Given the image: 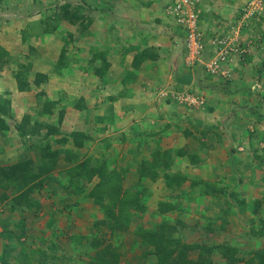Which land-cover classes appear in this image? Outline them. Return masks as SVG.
<instances>
[{
	"label": "rangeland",
	"instance_id": "rangeland-1",
	"mask_svg": "<svg viewBox=\"0 0 264 264\" xmlns=\"http://www.w3.org/2000/svg\"><path fill=\"white\" fill-rule=\"evenodd\" d=\"M146 1L148 0H0V94L13 97L12 113L6 117L9 129L0 132V161L3 166L10 167L27 160L31 163L32 172L38 173L41 169L39 165L45 160L43 151L47 145L58 153L55 158L57 166L52 171L46 172L45 175L40 173L39 179L25 183L22 188L19 185H12L6 190L9 196L0 203L2 218L0 229L3 227L2 223H9L8 228L12 229L11 232H14L17 238L11 240L12 244L8 246L6 244L10 241L0 238V264H95L93 257L97 255V251L110 242L119 253V261L116 264H159L160 258L156 247L145 243L136 232L141 227L159 231L163 225L171 228L177 227V224L170 221L159 223L158 220L155 223H140L144 216L149 219V215L141 211H133L129 222L134 220L138 223H128L127 229L112 230L110 223H104L105 209L95 201V196L100 194L98 186L102 178L98 171L95 172L94 178L89 179L88 176L89 170L99 167L103 161L108 163L110 170L116 169L120 174L116 177L123 180L127 195L125 194L126 196H122L121 199L131 198L139 183L142 184L143 179H137L134 173L140 176L143 170L151 173L159 170L157 168L160 166L169 168V164L165 162L167 160L179 171L187 167H196L195 173L205 180H202L205 182V187L209 182L215 187L214 183L218 181L217 177L221 173L218 161L223 159L230 147L238 150L237 157H240L238 162H241L242 158L245 159L243 170L249 172L256 168L254 177L262 176L263 169H260L257 163L264 160L262 157L264 155L262 137L264 72L259 73L258 69L264 64V0H207L201 7L199 27L205 32L207 42L212 36L228 33L235 36L246 48L244 56H236L237 64L235 67L232 66V70L230 69L231 74L220 76H224L223 82L230 77L231 79L236 77L238 84L236 85L233 79L235 81L233 87L235 86V89L238 87L239 91L250 89V94H242V96H239L240 92L237 94V89L232 91L230 93L232 100L227 102L228 105H232L229 106L231 111L228 109L231 115L233 109L246 108V116L250 119L246 118L249 123L244 133L233 130L234 124L227 128L228 130L222 126L220 128L222 134L217 137L220 139L216 140L210 139L209 133L199 130V135L195 136L198 142L193 144L190 142L187 145L190 152L186 153L182 162L176 161L175 164L178 155L185 153L180 154L176 147L165 145H169V140L177 136V133H172L171 136L169 134L170 138L163 140L162 143L156 140L153 146H149L147 140L144 141L143 138L144 135H149L145 130L141 127L139 129L138 126L135 131L130 128L135 124L132 121L133 116L130 121L125 118L118 125L113 123L112 116L99 112L101 106L93 92L101 90L102 85L101 83L96 85L91 80L94 77L91 75H95V70L103 65L101 54L104 53L106 59L107 55L109 58H123V54L117 49L127 45L131 35L119 33L115 42L117 49H113L111 45L113 30L107 32L103 27H96L94 21L98 18L111 19L112 15L117 13L119 15L126 13L128 16L130 11L135 7L143 6ZM160 3H163V0ZM67 5L70 13L84 16L82 23L81 19L72 22L65 16L67 9L64 7ZM170 14L172 15V12ZM211 18H213L212 26L209 23ZM123 26L128 30V24L123 23ZM178 39L182 44L185 42L184 35L179 36ZM91 44H94L93 48ZM182 44L180 59L184 67L188 69L200 67V62L193 64L192 61L187 60L188 55L185 54ZM4 48L7 53L1 57L2 52L6 51ZM62 55L67 65L61 62L63 71L57 73L56 64ZM243 65L247 66L243 68L246 72L233 73ZM24 69L29 70L31 88L21 91L17 86L16 74ZM36 72L47 73L50 82L36 86L33 83ZM258 77L260 80L257 82ZM242 78L245 79L244 82L250 78L254 79L244 88ZM223 85L225 83H219L215 87L222 91ZM47 96L59 101V104L49 114H42L43 99ZM167 96L172 99L166 100L169 98L166 95L165 99H157L156 110L161 111L160 103L165 100L167 104L171 103L170 106L178 102L183 106L192 105L193 110L196 107V115L200 117L199 119L207 120L209 117L213 119L211 116L213 113L207 111L209 107L220 110L222 108H219L218 100L214 106L211 105V96L200 90L196 96L192 94L186 97L169 94ZM102 97L104 100L105 97ZM61 109L65 111L63 118H60ZM175 109L179 110L178 104ZM256 109L260 114L257 112L251 114ZM167 111L170 112L169 107ZM27 113L31 117L30 124L26 126L24 121ZM145 118L149 119L151 116ZM157 118L153 116L152 119ZM137 119L141 120L142 116H137ZM214 119L217 121V118ZM114 121L117 122L118 117ZM21 124H24V128L21 129L24 132L18 128ZM155 127L158 129L161 126ZM255 128L256 132L259 131V143L251 141L254 138L252 134L256 133ZM199 129H202L201 126ZM234 131L235 139L234 136L232 137ZM205 141L207 147L203 145ZM79 143L81 145H78ZM229 144L230 146L227 147ZM185 147L180 146V150H184ZM170 148L171 150H168ZM232 151L237 152L233 149ZM149 157L156 165L147 162ZM144 163H146L145 167ZM216 166L218 168L215 169ZM31 167H34V170ZM71 168L73 173H76V178L71 179ZM246 170L244 172H247ZM179 173L183 175L182 172H174L178 175ZM223 173L225 175L226 171ZM43 180L44 187H39ZM225 180L228 184V179ZM11 183L13 181H7V184ZM243 183L246 184V181ZM28 186L35 188V191L32 189L34 206L11 207L15 195L24 193ZM226 187L228 193L229 186H218L222 190ZM129 190L132 191L131 194ZM91 192L95 196H89ZM105 201L109 203L108 196L105 197ZM75 204L83 207L79 206L75 209ZM163 207L164 204L161 208ZM119 208L121 206L118 203L117 211ZM49 216L55 217L56 223L52 222L51 217L50 223H46ZM246 224L249 225L247 232L239 229L242 223H221L218 226L215 223H200L195 229L188 231L184 228L173 229L174 238L180 239L181 243L200 244L205 249H188L182 246L174 253L172 259H190L194 264L210 262V260L211 264H251L249 259L253 256V251L264 244V233L257 235L259 231L264 232V223ZM258 238L262 241H252ZM227 244L235 248L231 253L234 254V259L228 252L221 251L222 245ZM211 246L215 249L209 252L206 247Z\"/></svg>",
	"mask_w": 264,
	"mask_h": 264
},
{
	"label": "crops",
	"instance_id": "crops-1",
	"mask_svg": "<svg viewBox=\"0 0 264 264\" xmlns=\"http://www.w3.org/2000/svg\"><path fill=\"white\" fill-rule=\"evenodd\" d=\"M160 1L148 0L144 2L143 6H134V10L130 11L128 16H126V13L124 15L117 13L113 14L111 19L98 18L99 20L96 19L94 21L96 27H103L107 32L110 29L113 30L111 41L113 49H117L115 42L119 33L130 34L131 36L127 41V45H122L124 46L121 47L122 49H117L123 54V58H109L107 55L109 63L107 74H104L103 77L96 73L95 75L92 74L91 77H94L91 80L96 85L100 83L102 85L101 90L93 92L96 94V101L101 106L99 112L112 116L111 120L118 125L125 118L130 121L133 116L132 121L135 124L133 128H130L135 131L138 126L139 129L141 127V129L145 130L149 135H144L143 138L144 141L147 140L149 146H153L156 140L162 143L163 140L169 139L172 133H177V136L169 140V145H165L166 147H176L180 154L185 153L178 155L181 159H175L176 164V161L182 162L186 153L190 152L187 145L190 142L191 144L198 142V138L195 136L199 135V130L209 133L210 139L219 140L220 138L217 139V137L222 134L220 130L222 126L227 129L234 124L233 130L244 133V129H248L247 124L249 123L246 118H250L246 116V108L242 110L233 109V114H229L228 109L231 111L229 106L232 107V105H228L227 102L232 100V95L230 94L232 92L227 93L223 89L220 91L215 87L219 83L222 84V77L208 75L201 65L193 69L184 67L183 61L180 59L182 43L178 39L181 35L185 36L184 31L176 22L174 14H170V0H163V3H160ZM205 2L207 0H200V7L204 6ZM125 17L127 20H123ZM123 23L128 24V30L124 28ZM209 23L212 26L213 18L209 20ZM136 42H139V44ZM93 47L94 44H91V48ZM236 64L235 61L234 67ZM246 65L248 66L247 63ZM246 67L243 65L242 68L234 70L233 73L236 71V74H238ZM233 79L237 80L236 77ZM252 79L254 78L244 82L245 79L242 78L244 88L248 83H251ZM239 80L241 79L239 78ZM199 90L211 96V105L214 106L216 100L220 101L219 108L222 107L223 109L209 107V110H207L210 114L213 113L211 115L213 119L209 117L207 120H200V117L196 115L197 108L194 107L193 110L192 105L183 106V104L175 102V105L170 106L171 103H166V100L172 99L167 96L168 94L173 96L181 95L182 97L190 94L196 96L199 94ZM237 94L242 96V94H250V91L248 92L245 89L242 91L238 90ZM165 95L169 98L160 103L161 111L156 110L157 99H165ZM102 96H106L104 100ZM10 97L13 100L12 95ZM177 104L178 111L175 109ZM168 107L170 112L167 111ZM137 116H142V119H137ZM148 116H151V118H145ZM153 116L158 118L154 120L152 119ZM117 117L118 121L115 122L114 119ZM214 118H217V121ZM136 119L138 120V125H136ZM155 126L161 127L156 129ZM200 126L202 129H199ZM254 130L256 132V128ZM235 131L232 135V137L234 136L233 139L236 136ZM228 132L231 133V131ZM258 135L259 131L252 134L254 138L251 141L254 140V143H259L260 139L258 137L260 135ZM262 137L264 140V134ZM206 142L203 143L205 147H207ZM180 146L186 147L184 150H180ZM229 146L230 144L227 147ZM230 148L227 149V154L223 159L218 161L221 173L217 177L218 181L214 183L216 184L215 187L212 185L213 183L210 185V182L206 183L205 187V182H202L204 179L195 173L194 168L196 167H187L179 171L168 160V162H165L169 164V168L160 166L157 168L159 170L146 173L145 176H139V174L134 173V177L136 175L137 179H143L146 187L144 199H147L145 201L147 209L143 213L150 217L148 219L147 216H144L140 223H155L157 220L159 223L170 221V223L177 224V228H184L186 231L195 229V226L200 225V223H215L217 226L221 223H242V225H239V229L246 232L249 229V225L246 223H264V160L257 163L258 167L263 169L261 171L263 173L262 176H259V178L257 176L254 177L253 174L257 169H251L252 172H250L251 170L248 172L245 169L247 172H244L243 164L245 159L242 158L241 162H238L240 159V157H237L238 150L232 148L237 152H233L232 149L230 152ZM168 150H171V148ZM262 157L264 158V155ZM149 158L147 162L151 164L152 159L151 157ZM223 171H226L225 175ZM174 172H182L183 175L181 173L179 175L174 174ZM167 174H172L176 177L182 176L185 180L181 186H177V182L174 183L175 186H169L167 184ZM225 179H228V184ZM244 181H246V184L243 183ZM219 185L229 186L230 193H227V187L223 190L222 188L219 189ZM163 203H170L173 206L171 207L172 209L164 212V207L163 209L161 208ZM79 206L83 207V205H77L75 209H78ZM157 207L159 208L157 209ZM50 217L52 222L56 223V218L53 216H49L46 223H50ZM131 223L138 222L132 220ZM263 233V231H259L257 235H262ZM260 240L258 238V240L253 239L252 241ZM263 247L264 244L261 248Z\"/></svg>",
	"mask_w": 264,
	"mask_h": 264
},
{
	"label": "trees",
	"instance_id": "trees-1",
	"mask_svg": "<svg viewBox=\"0 0 264 264\" xmlns=\"http://www.w3.org/2000/svg\"><path fill=\"white\" fill-rule=\"evenodd\" d=\"M68 6H65L64 9L65 10V16L70 19L72 22L81 19V23L83 22V18L84 16L82 15H78V13H70L68 10ZM67 12V13H66ZM185 34V32H184ZM184 47V50L186 52V45L185 42L182 44ZM4 50H6L4 48ZM7 53L6 51H3L1 54V57L4 56V54ZM101 58L103 59V65L101 67H99L98 69L95 70L96 74H99L101 77L104 76V74H107L106 72L109 70V63L105 57L104 54H101ZM61 62L64 65H67L66 62L64 61V57L63 55L61 56V58H59L57 64H56V69H57V73H61L63 71V67L61 66ZM65 67V66H64ZM191 68V67H190ZM28 71L27 69L24 70H20L18 71V73L16 74V81H17V86L18 89L21 91H25V90H29L31 88L30 85V80L28 77ZM206 71V70H205ZM259 73H263L264 72V64L261 68L258 69ZM208 75H211L210 73H208ZM260 77V76H259ZM258 77V78H259ZM47 80H49V75L47 73H43V72H36L35 73V77L33 80V83L36 86H40L42 83L46 82ZM224 80V79H223ZM259 79H257L258 82ZM235 81H233V79L228 78L227 80H225L222 83H225V85H223V88L225 91L227 92H232V91H236L239 90L238 87L235 89V86L233 87V85H235V83H233ZM227 83V84H226ZM238 83L236 82V85ZM246 85V84H245ZM247 91L249 92L250 89L247 88ZM44 103H43V107L41 110L42 114H49L50 112H52L54 110V108L57 107V105L59 104V101H55V99H52L51 97L47 96V98L43 99ZM13 110V100L10 96H4L3 94H0V132H5L7 129H9V125L6 122V117L9 116L12 113ZM260 114L259 110H254L253 113L251 112V114ZM65 115V111L64 109H61V116L60 118H63ZM30 114H26L25 115V125L27 126V124H30ZM104 116H102L101 118L103 119ZM18 128L23 129L24 128V124H21L20 126H18ZM35 129V128H34ZM33 129V130H34ZM23 131V130H21ZM24 132V131H23ZM78 145H81V143H79ZM56 150H51V146L47 145V148L43 151V156H45V160L42 162V164L39 165V167L41 168L39 170L38 173H33L32 170L30 169V161L27 162V160H24L25 162L23 163H15L12 166H8L5 167L2 165L1 161H0V190H3L0 192V203L8 198L9 193L7 194L6 190H8V188H10L12 185H16L20 188H22L24 186L25 183L27 182H31L35 179H39L40 177V173L43 175H45V173L48 171H52L54 168H56L57 163L55 162V158L57 157ZM48 160V162H47ZM70 160V159H69ZM27 162V164H26ZM47 162V163H46ZM146 162V161H145ZM51 163V164H50ZM24 164H26L25 166H23ZM50 164V165H49ZM102 165H100L99 167H94L92 168L90 171L89 179L94 178V176H96L95 172H99L102 180L99 183L98 189L100 191V194L95 196L92 192L89 193V196H95V201L98 204H101L102 207L105 209V214L106 217L104 219V223H110V227L112 230H116V229H127L129 224L131 223L129 222L131 220V214L133 211H141L144 212L147 209V206L145 204L146 199L145 198V193H146V188H144V184L142 182L139 183V187L137 188L136 191H132L129 190V194H131V198H122V196H124L125 194L127 195V190L124 189V185H123V180L121 181V179L117 178L116 176H119V172L116 169L110 170V168L108 167V163H106V161H103L101 163ZM146 163L143 164V166L145 167ZM151 164H155L156 163L154 161H152ZM27 168V169H26ZM32 169L34 167H31ZM73 168V167H72ZM71 168V179L72 178H76V173H73V169ZM29 169V171H27ZM34 170V169H33ZM146 173H149L148 170H143V173H141V175H144ZM48 175V174H46ZM156 175V174H154ZM156 177V176H154ZM100 178V179H101ZM184 177L182 176H175L172 174H167V184L169 186H175L174 183L177 182V186H181L182 183L184 182ZM8 182L13 181V183L11 184H7ZM19 181V182H17ZM44 185V180L40 182V185H38L39 187H42ZM97 186V185H96ZM44 187V186H43ZM32 189L35 191V188L32 187H27L25 188V192L24 193H16L18 195H15L14 199H13V203H11V207H16L17 206H23L26 205L27 207H33L34 206V197L32 196ZM105 189H108L107 191H105ZM123 194V195H122ZM125 195V196H126ZM109 197V203H105L107 201H105V197ZM133 197V198H132ZM120 204L121 208H119V210L117 211V204ZM14 204V205H13ZM164 204V211L166 212L167 210H171L173 207L170 203H163ZM78 204H75V206H77ZM74 206V207H75ZM122 218V219H121ZM2 218L0 217V220ZM120 220H122L120 222ZM5 221V220H4ZM126 221V222H125ZM121 223H123L121 225ZM163 223H168V221H165ZM3 227L2 229H0V238L3 240H8L10 241L9 244H6V246L11 245L12 241L15 238H17V236L15 235L14 232H11L12 229H10V227L8 228L9 223H2ZM163 225V224H162ZM176 226H173L171 228L169 227H165L164 225L161 226V230L159 231H154V230H148L145 229L143 227H141L140 229L137 230L136 234L138 236H140L143 241L145 243H150L153 246L156 247V251L159 255V264H194V261L190 260V259H177V260H173L172 257L174 255V253L180 248V247H185L188 249H195V248H200V249H205V247L203 245L200 244H183L181 243L180 239H176L173 236V229H176ZM94 247L96 245H93ZM206 249L209 250V252H212L215 247L211 246V247H206ZM235 248L232 247L231 245L227 244V245H222L221 251L224 252H228L229 255L234 259V254H231L232 251ZM119 253L116 251L115 247L112 245V243H108L107 245H105L102 249H99L97 251V255L95 257H93L94 259V263L95 264H116L119 261ZM251 264H264V247L263 248H259L258 250L253 251V256L249 259ZM212 261L210 260V262H205L203 261L201 264H211Z\"/></svg>",
	"mask_w": 264,
	"mask_h": 264
},
{
	"label": "built area",
	"instance_id": "built-area-1",
	"mask_svg": "<svg viewBox=\"0 0 264 264\" xmlns=\"http://www.w3.org/2000/svg\"><path fill=\"white\" fill-rule=\"evenodd\" d=\"M170 2V11L185 32L187 60L189 59L193 64L203 63L210 74L230 75L236 56H242L246 48L235 36L228 33L212 36L208 42L206 41L205 32L199 27L202 12L200 0H170Z\"/></svg>",
	"mask_w": 264,
	"mask_h": 264
},
{
	"label": "clouds",
	"instance_id": "clouds-1",
	"mask_svg": "<svg viewBox=\"0 0 264 264\" xmlns=\"http://www.w3.org/2000/svg\"><path fill=\"white\" fill-rule=\"evenodd\" d=\"M245 53H246V52H245ZM245 53H244L242 56H244ZM236 58H237V57H236ZM236 58H235V59H236ZM239 58H240V57H238V60H239ZM235 61H236V60H234L232 66L234 65ZM198 64H199V63H198ZM199 65L203 66L204 70H206L205 67H204V64H203V63H200ZM232 66H231V70H232ZM206 72H207V71H206ZM207 73H208V72H207ZM230 74H231V72H230ZM211 76H221V74H218V75L211 74ZM222 77H224V76H222Z\"/></svg>",
	"mask_w": 264,
	"mask_h": 264
}]
</instances>
